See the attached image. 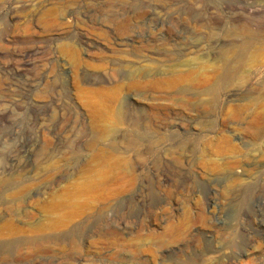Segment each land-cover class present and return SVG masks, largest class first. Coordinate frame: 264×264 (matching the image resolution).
Masks as SVG:
<instances>
[{
    "label": "rangeland",
    "instance_id": "rangeland-1",
    "mask_svg": "<svg viewBox=\"0 0 264 264\" xmlns=\"http://www.w3.org/2000/svg\"><path fill=\"white\" fill-rule=\"evenodd\" d=\"M0 264H264V0H0Z\"/></svg>",
    "mask_w": 264,
    "mask_h": 264
},
{
    "label": "bare ground",
    "instance_id": "bare-ground-1",
    "mask_svg": "<svg viewBox=\"0 0 264 264\" xmlns=\"http://www.w3.org/2000/svg\"><path fill=\"white\" fill-rule=\"evenodd\" d=\"M194 43H196V41H193ZM232 46V49H234L236 46H235V44H232L231 45ZM200 48V45L199 44H190L188 47H187V49L185 50V55L186 54H188V53H190V50L191 49H199ZM162 55H165L166 57H169L170 58V54H168V53H161ZM224 57H226V52H224V53H222L221 55H219V57H218V59L219 60H223V58ZM228 57V56H227ZM147 58V61H150V63H154V61H158L156 58H151L150 56H147L146 57ZM198 99H199V97H198ZM173 103V102H172ZM171 103V104H172ZM171 106V105H170ZM169 112V111H168Z\"/></svg>",
    "mask_w": 264,
    "mask_h": 264
}]
</instances>
